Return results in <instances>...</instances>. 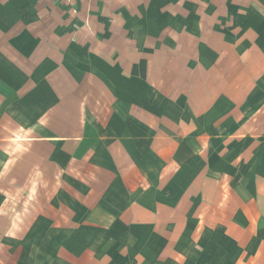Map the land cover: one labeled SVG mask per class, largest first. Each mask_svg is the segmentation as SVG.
Segmentation results:
<instances>
[{
    "label": "crops",
    "instance_id": "crops-1",
    "mask_svg": "<svg viewBox=\"0 0 264 264\" xmlns=\"http://www.w3.org/2000/svg\"><path fill=\"white\" fill-rule=\"evenodd\" d=\"M0 264H264V0H0Z\"/></svg>",
    "mask_w": 264,
    "mask_h": 264
}]
</instances>
